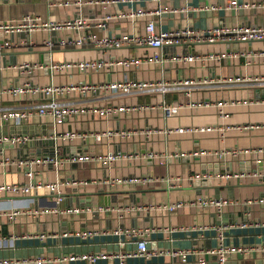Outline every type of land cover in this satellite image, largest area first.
<instances>
[{"label": "crops", "instance_id": "crops-1", "mask_svg": "<svg viewBox=\"0 0 264 264\" xmlns=\"http://www.w3.org/2000/svg\"><path fill=\"white\" fill-rule=\"evenodd\" d=\"M159 7L161 14L153 16L158 18L157 28L164 29L264 21V0H0L3 20H16L26 14L63 20L81 14L90 22L80 30L1 28L2 40L10 45L0 50V89L27 78L39 84L51 79L55 83L102 82L126 77L208 79L204 85L193 87L191 94L185 87L122 96L109 95V90L102 88L83 93L71 89L58 95L59 98L85 108L56 124L51 116L38 113L20 122L13 117H0V134L28 135L22 142L0 141L5 153L16 158L45 154L59 157L58 165L0 163V181L33 182L54 180L58 176L62 180L61 199L55 196L56 191L45 187L28 193L0 189V208H49L40 213L0 216V235L14 236L13 245L0 244V258L26 259L14 264H61L60 256H74L69 264H193L203 255L207 258L204 264H219L218 254L206 250L223 244L245 247L228 251L226 264H264V200L258 198L264 196V180L221 175L229 171L264 170V83L256 79L264 76V38H187L166 44L162 62L144 59L139 64L112 63L99 70L50 68L52 61L152 54L155 48L150 43L100 45L87 38L79 45H63L58 41L84 31L97 36L143 32L151 14L128 13ZM119 13L122 14L115 15ZM107 14L115 16L105 18ZM48 38L54 40L52 45L46 43ZM211 51L226 54L197 56L192 60L180 57L187 52ZM23 61L42 62L45 66L27 72L17 66ZM39 99L36 92L13 95L4 91L0 107L31 106ZM189 99L197 103L190 104ZM220 100L223 102L219 103ZM163 101L169 105L167 110ZM104 104L130 107L106 116L96 109ZM208 124L213 127L164 131L168 126ZM107 128L114 133L95 134ZM66 130L73 131V136L65 138L59 134ZM126 130L129 133L122 132ZM259 146L263 149H256ZM230 148L254 149L216 153ZM172 150L190 153L170 158L167 163L158 154L150 155V152ZM108 151L120 152L110 165L96 157ZM130 174H152L158 178L146 183L114 185L103 181L108 176ZM166 174L179 176L175 179L177 183L169 185L160 177ZM205 197L228 198L229 202L218 209L215 204L203 205L200 201ZM247 197L255 199L248 203L244 201ZM176 200L182 202L173 210L153 206ZM180 225L190 228L181 229ZM118 226L149 227V253L134 254L136 239L116 232ZM83 230L93 233L83 236L80 234ZM101 252L107 255L95 261L79 255ZM38 258H43L41 263L37 262Z\"/></svg>", "mask_w": 264, "mask_h": 264}, {"label": "built area", "instance_id": "built-area-1", "mask_svg": "<svg viewBox=\"0 0 264 264\" xmlns=\"http://www.w3.org/2000/svg\"><path fill=\"white\" fill-rule=\"evenodd\" d=\"M64 3H69V1H65ZM214 7V6H213ZM162 8H155L154 10L146 11L143 8H139L137 11L129 12L128 14L134 16L135 14H146L150 13L151 17L147 20L145 30L143 32H120L119 34H111V35H102L97 36L95 33L84 31L79 32L76 36L61 38L58 42L63 45H79L82 44L87 38H92L97 44L100 45H113L119 46L124 43H150L154 46L155 51L152 54H148L146 56H135L128 55L122 56L119 58H111L106 59L103 57H93V58H81V59H73V60H62V61H52L50 62V68L53 70L63 69V68H71V67H79L82 69H92L99 70L106 67L108 64L112 63H122V64H139L142 60H157L162 62L163 48L166 44H176L187 38L194 40H205V39H220L226 37H236V38H264V21L260 24H252V23H241L234 25H217V26H209L206 28H199L193 26H179L170 29L157 28V17L153 15H160ZM122 13L115 14L121 15ZM112 14L105 15V18H110L115 16ZM102 21H99L100 24ZM89 18L78 15L76 17H70L63 20H50V19H42L40 16L26 14L19 19H8L3 20L0 18V29L15 31V30H33L37 28H46V29H59V28H76L80 30V28H85L89 25ZM46 43L52 45L54 40L52 38L46 39ZM10 45L9 42L3 41L0 36V50L5 46ZM226 53H216V52H205V53H195V52H187L180 55L182 59L192 60L197 56L201 57H221ZM19 69L27 72H31L35 67H43L45 66L42 62H32V61H23L17 64ZM258 82L264 83V76L256 78ZM208 81L207 78H192V77H184L178 78L175 80H167L165 78L157 79V80H145V79H130L126 77L124 79L112 80V81H102V82H92V81H78V82H69V83H55L52 79L51 81L45 84H39L32 81L30 78L25 79L23 82L15 85H11L5 88L0 89V96L2 92H9L13 95H21L27 94L29 92H36L40 95V99L38 102L34 103L31 106L26 107H8L1 108L0 107V117L1 118H15L18 122L27 118L29 115L38 113L42 116H51L53 122L56 124L61 121H65L69 118L70 115L74 114L79 110H83L85 106L73 103L69 100H62L59 98L60 95L64 94L66 91L71 89H77L80 93L95 89H105L109 90L108 94L113 96H122L127 94L134 93H144L151 92L155 90H160L165 92L169 89H176L180 87H185L189 94L193 87L204 85ZM59 95V96H58ZM223 101H219L222 103ZM190 104H196V100L189 99ZM130 106L128 104H104L97 106L100 112L104 113L106 116H110L116 112L118 109H126ZM163 107L165 110L169 107L163 101ZM213 126L211 124L208 125H197V126H177V127H165L164 131L171 132L174 130H191V129H210ZM123 133H129L128 130L122 131ZM114 133L113 129L107 128L102 131L95 132L98 136L106 134L112 135ZM62 137L70 138L73 136L74 132L71 130H66L65 132L59 133ZM27 134H0V141H11V142H22L27 140ZM254 148H230V149H219L216 150V153L223 154L225 152H233L237 153L240 150H251ZM256 149H263L261 146ZM196 152V151H192ZM190 152L185 150H172V151H163V152H150V155L158 154L161 156V160L165 163L169 161L170 158H177L181 156H186ZM120 156V152L118 151H108L104 154H99L96 156L99 159H102L106 164L110 165L113 161ZM75 158V156L73 157ZM9 162H16L18 164H23L26 162H54L58 165L59 157L53 156L49 154L38 155V156H28V157H14L10 154L4 152V148L1 146L0 148V163L6 164ZM222 176H251L256 177L261 180H264V170L260 169H250V170H238L234 172H224L221 174ZM163 180H166L169 185H175L176 178L179 176H173L170 174H166L160 176ZM158 178L152 174H130V175H117V176H108L103 179L104 182L114 185L120 182H142L146 183L151 180ZM61 178L58 176L54 180H43L38 179L33 182H18V181H0V189L17 192V193H28L34 188L45 187L49 190L56 191L55 195L57 199L62 198L61 194ZM261 200H264V196L258 197ZM254 197H247L244 201L251 203L254 201ZM181 200L171 201V202H163L159 204H153V206H159L161 208H166L167 210H173L178 205L181 204ZM203 205L206 204H215L218 209H221L223 205L229 202L228 198H220V197H205L200 201ZM102 207V206H101ZM69 209V208H67ZM76 209H78L76 207ZM48 207H34V208H21L14 207L13 209H5L0 208V216L9 215L14 216L22 212H34L40 213L48 211ZM75 210V209H73ZM169 229H173L172 226H166ZM181 229H189L190 227L187 225H180ZM149 227L143 226H118L115 231L123 232L125 235L135 238L137 241V250L134 254H147L149 253L147 247V234L149 232ZM93 233V230H83L80 232L81 235L86 236ZM0 244L4 245H13L14 244V236L11 235H0ZM242 249L243 247H233V246H225L221 244L219 247H210L206 251L210 253L216 252L218 254L219 264H226L227 261V253L232 249ZM245 249V247L243 248ZM174 251L173 253H175ZM183 252V250H182ZM83 258H88L91 261H95L97 257L103 255H107L104 252L101 253H85L79 254ZM76 255V256H79ZM124 255V254H121ZM75 256V257H76ZM72 258L74 256H71ZM71 257L68 256H60L58 259L61 261V264H69L68 261ZM26 259H14L3 257L0 258V264H14L15 262H22ZM43 258H38L37 262L41 263ZM123 259H121V262ZM207 261L205 256H199L193 264H204Z\"/></svg>", "mask_w": 264, "mask_h": 264}]
</instances>
